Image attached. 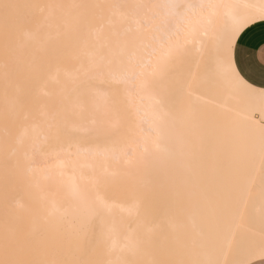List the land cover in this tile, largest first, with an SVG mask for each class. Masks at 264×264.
Masks as SVG:
<instances>
[{
	"label": "snow or ice",
	"instance_id": "snow-or-ice-1",
	"mask_svg": "<svg viewBox=\"0 0 264 264\" xmlns=\"http://www.w3.org/2000/svg\"><path fill=\"white\" fill-rule=\"evenodd\" d=\"M256 28L264 0H0V264H264Z\"/></svg>",
	"mask_w": 264,
	"mask_h": 264
},
{
	"label": "bare ground",
	"instance_id": "bare-ground-1",
	"mask_svg": "<svg viewBox=\"0 0 264 264\" xmlns=\"http://www.w3.org/2000/svg\"><path fill=\"white\" fill-rule=\"evenodd\" d=\"M18 3H30L33 0H14ZM56 2L61 3H95L103 2V0H56ZM2 92L3 84L2 79H0V103H2ZM135 109L138 112V115H134L136 130L138 131L139 127L147 128L148 122L151 119V98L145 96L142 99L137 98L133 101ZM80 164L87 170L90 167H105L114 170L116 168V162L108 158L106 159L103 155H89L84 156L80 159ZM39 184L41 185V190H38L37 195L46 196L49 200L62 201L65 197V191L57 186V181L59 179V169L54 170L51 173L39 172L37 174ZM67 180V177H65ZM259 204H257V209ZM118 211V210H117ZM3 218V182L2 175H0V220Z\"/></svg>",
	"mask_w": 264,
	"mask_h": 264
},
{
	"label": "crops",
	"instance_id": "crops-1",
	"mask_svg": "<svg viewBox=\"0 0 264 264\" xmlns=\"http://www.w3.org/2000/svg\"><path fill=\"white\" fill-rule=\"evenodd\" d=\"M254 42L259 43L261 39H264V28H256L253 33ZM261 81L259 77H257V82L254 86L259 87Z\"/></svg>",
	"mask_w": 264,
	"mask_h": 264
}]
</instances>
